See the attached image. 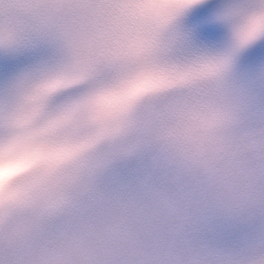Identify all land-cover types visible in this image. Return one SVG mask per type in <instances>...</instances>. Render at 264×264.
Instances as JSON below:
<instances>
[{"label": "snow or ice", "instance_id": "obj_1", "mask_svg": "<svg viewBox=\"0 0 264 264\" xmlns=\"http://www.w3.org/2000/svg\"><path fill=\"white\" fill-rule=\"evenodd\" d=\"M206 6L0 0V144L61 178L0 193V264H264V0Z\"/></svg>", "mask_w": 264, "mask_h": 264}, {"label": "clouds", "instance_id": "obj_2", "mask_svg": "<svg viewBox=\"0 0 264 264\" xmlns=\"http://www.w3.org/2000/svg\"><path fill=\"white\" fill-rule=\"evenodd\" d=\"M188 2L190 0H144V5L154 21L163 22L168 19L167 13L170 10ZM225 33L226 39V30ZM248 38L243 29L235 36L238 44L246 43ZM218 150L219 145H210L202 150L201 158L205 162L210 161L216 157ZM44 158L37 147L23 138L0 144V193L7 195V185L18 177H27L31 200L37 206L57 195L61 179L59 175H49L46 172L34 170V166ZM245 264H261V260L250 257Z\"/></svg>", "mask_w": 264, "mask_h": 264}]
</instances>
